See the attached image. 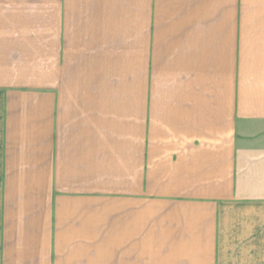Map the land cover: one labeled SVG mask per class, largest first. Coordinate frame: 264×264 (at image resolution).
I'll return each instance as SVG.
<instances>
[{"label":"crops","instance_id":"crops-1","mask_svg":"<svg viewBox=\"0 0 264 264\" xmlns=\"http://www.w3.org/2000/svg\"><path fill=\"white\" fill-rule=\"evenodd\" d=\"M0 264H264V0H0Z\"/></svg>","mask_w":264,"mask_h":264}]
</instances>
